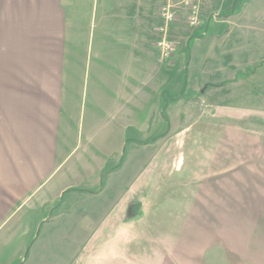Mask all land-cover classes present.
I'll list each match as a JSON object with an SVG mask.
<instances>
[{"label": "crops", "instance_id": "0c3cea01", "mask_svg": "<svg viewBox=\"0 0 264 264\" xmlns=\"http://www.w3.org/2000/svg\"><path fill=\"white\" fill-rule=\"evenodd\" d=\"M121 1L101 0V94L94 97L101 107L79 115L77 105L64 107L33 84L24 128L0 132V264H264L261 112H225L185 97L167 103L150 31L142 42L149 83L122 84V45L109 9ZM5 6L27 38L18 41L19 56L55 60L50 73L63 72L64 6L73 0H0V34L9 27ZM146 7L151 26L159 11ZM195 101L202 109L182 116L177 131L122 147V106L130 107L131 127L146 123L140 129L149 133Z\"/></svg>", "mask_w": 264, "mask_h": 264}, {"label": "rangeland", "instance_id": "374dc122", "mask_svg": "<svg viewBox=\"0 0 264 264\" xmlns=\"http://www.w3.org/2000/svg\"><path fill=\"white\" fill-rule=\"evenodd\" d=\"M80 1L73 0L75 6H64L68 34L65 58L61 60L63 72L59 75L50 73L55 69L48 67L55 64V60H27L19 56L16 51L18 41L21 37L23 40L27 38L19 36L17 26L12 27L18 20L15 19L16 12L5 6L9 10L5 17L9 27H5L8 30L6 34H0V132L17 130L19 126L24 128L25 107L34 103L27 89L33 84L41 95H51L64 107L67 102L68 107L77 105L79 115L89 116L97 106L101 107L94 99L96 90L101 94V0H98L99 6H93L94 0H89V6H83V0ZM198 1L202 24L194 28L188 24L183 0H173L177 6V19L169 36L175 50L167 60L161 59L157 46L161 16L151 26V20L146 16V6L154 7L157 16L158 11L160 15L164 0H122L120 7L109 6L112 18L113 15L117 17L112 32L118 38L120 36L122 45L121 83H149L151 63L142 42L150 31L156 45L153 49L155 65L166 72L167 90L164 94L167 103L185 97L196 99L203 106L210 101L219 105L221 109L218 110L225 112L231 108L255 109L264 118V0H242L235 15L231 13L235 0ZM79 2L81 6H78ZM214 15L216 19H212ZM110 25L112 19L106 28L107 33H110ZM206 28H209V34L204 31ZM89 41L93 48L88 50ZM57 83L62 85L57 86ZM126 93L129 95L130 91ZM197 101L192 102L196 105L190 108L172 109L169 117L173 121L168 119V122L155 123L149 133L140 129L147 126L146 123L137 124V130L131 127L134 124H130L126 117L130 107L122 106V147L126 141L140 145L171 129L177 131L186 124L183 118L199 114L202 108ZM48 107V104H43L42 109ZM184 108L185 112L182 111ZM260 132L264 134V125Z\"/></svg>", "mask_w": 264, "mask_h": 264}, {"label": "built area", "instance_id": "2783aa9c", "mask_svg": "<svg viewBox=\"0 0 264 264\" xmlns=\"http://www.w3.org/2000/svg\"><path fill=\"white\" fill-rule=\"evenodd\" d=\"M183 4L188 13L189 26L194 28L199 27L202 24L200 2L198 0H183ZM160 16L162 25L158 29L159 39L157 46L161 53V59L167 60L173 55L175 50L174 44L169 36L170 28L177 19V6H175L173 0H164Z\"/></svg>", "mask_w": 264, "mask_h": 264}, {"label": "trees", "instance_id": "16d2710c", "mask_svg": "<svg viewBox=\"0 0 264 264\" xmlns=\"http://www.w3.org/2000/svg\"><path fill=\"white\" fill-rule=\"evenodd\" d=\"M242 2V0H235L234 1V5L232 6V11H231V13H233L232 15H235V14H237V10L239 9V5H240V3ZM206 30H207V28H206Z\"/></svg>", "mask_w": 264, "mask_h": 264}]
</instances>
